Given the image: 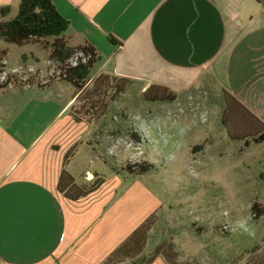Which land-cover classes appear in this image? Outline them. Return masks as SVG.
<instances>
[{
    "label": "crops",
    "instance_id": "0c3cea01",
    "mask_svg": "<svg viewBox=\"0 0 264 264\" xmlns=\"http://www.w3.org/2000/svg\"><path fill=\"white\" fill-rule=\"evenodd\" d=\"M53 2L70 21V44L88 40L99 50L92 77L107 73L145 83L143 90L161 84L178 92L207 75L254 116L238 119V135L264 131V0ZM3 6L12 18L19 0H0ZM29 44L43 48L20 46L21 64L39 65ZM5 50L1 63L20 66ZM77 96L66 80L0 86V264H102L162 204L147 182L124 178L107 164L78 171L81 152L98 156L90 124L71 113ZM236 141L262 147L264 174V142ZM63 169L78 186L94 188L67 196L59 189ZM150 264L169 263L157 256Z\"/></svg>",
    "mask_w": 264,
    "mask_h": 264
},
{
    "label": "rangeland",
    "instance_id": "374dc122",
    "mask_svg": "<svg viewBox=\"0 0 264 264\" xmlns=\"http://www.w3.org/2000/svg\"><path fill=\"white\" fill-rule=\"evenodd\" d=\"M1 47L11 64L22 63V47L0 40ZM26 47L41 57L38 68L49 67L43 48ZM95 77L91 71L75 107L90 124L98 157L81 152L75 165L78 171L109 165L124 178L139 177L161 197L141 258L161 252L173 264H264L263 150L226 135L222 94L212 79L206 75L176 91L174 101L147 100L145 83L135 80L90 105ZM31 78L32 85L45 84ZM23 84L16 87L27 88ZM149 163L153 167L141 174L128 170Z\"/></svg>",
    "mask_w": 264,
    "mask_h": 264
},
{
    "label": "trees",
    "instance_id": "16d2710c",
    "mask_svg": "<svg viewBox=\"0 0 264 264\" xmlns=\"http://www.w3.org/2000/svg\"><path fill=\"white\" fill-rule=\"evenodd\" d=\"M9 13V6L0 7V39L18 46L31 42L40 44L48 52V57L58 63L61 74L60 78L56 80H66L72 83L78 92V99L91 70L101 59L97 47L88 40L78 45L70 44L65 34L70 26V21L61 14L53 0H19V8L16 15L12 18H7ZM50 37L52 39H49ZM110 39L113 42L121 43L113 35H110ZM77 50L84 51L88 58L86 61L79 59L77 64L73 65L69 59ZM5 53V49L0 51L1 67L4 66L1 62ZM133 81L135 79L100 73L93 80L92 90L89 93L91 98H88V103L93 105L94 101L97 102L100 98L108 96L112 91L119 94L125 90L126 82L130 83ZM0 86L3 87V85ZM143 93L145 98L151 101H174L177 98L176 91L161 84H151ZM230 96L225 90L222 92L224 108L221 118L223 125L228 129L230 137L233 140H243L246 137H252L257 142H264V131L251 133L248 131L246 137L237 134L241 128L237 124L238 119L241 116L247 118L254 116L240 103L241 107L237 108L235 103H231L228 100ZM79 112L74 103L71 107V113L77 119H82L78 115ZM152 167L153 164L149 163L140 165L138 170L129 166L128 170L131 174H141ZM261 177L264 180V174ZM92 188L94 187L91 186L86 189L78 186L74 182L72 175L66 169H63L59 189L67 196L78 198ZM253 208L257 214H261L262 209L258 203H255ZM154 214L148 217L102 264H115L127 260L130 261L129 264H150L155 257L163 256L161 252H156L150 257L141 258L145 249L148 226ZM164 258L169 264H173L170 259Z\"/></svg>",
    "mask_w": 264,
    "mask_h": 264
},
{
    "label": "built area",
    "instance_id": "2783aa9c",
    "mask_svg": "<svg viewBox=\"0 0 264 264\" xmlns=\"http://www.w3.org/2000/svg\"><path fill=\"white\" fill-rule=\"evenodd\" d=\"M88 55L85 54L82 50H77L73 56L69 59L70 63L73 65L77 64L79 59L86 61ZM47 63L49 64L45 68H38V66L34 63H23L20 66L16 67H6L2 66L0 68V85L4 87L13 88L16 87V83L18 81L22 83H26L24 87H30L31 77L35 76L36 78H41L42 83H48L52 78L58 79L60 78L61 70L58 67V63L48 58ZM5 63V62H4Z\"/></svg>",
    "mask_w": 264,
    "mask_h": 264
},
{
    "label": "clouds",
    "instance_id": "9594fccd",
    "mask_svg": "<svg viewBox=\"0 0 264 264\" xmlns=\"http://www.w3.org/2000/svg\"><path fill=\"white\" fill-rule=\"evenodd\" d=\"M169 158L172 159V158H174V157H171V156H170ZM241 226L244 227L243 224H242ZM245 231H247V228H246V227H245Z\"/></svg>",
    "mask_w": 264,
    "mask_h": 264
}]
</instances>
